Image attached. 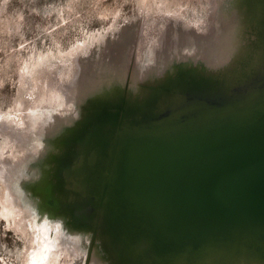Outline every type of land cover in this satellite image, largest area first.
<instances>
[{
    "label": "water",
    "instance_id": "1",
    "mask_svg": "<svg viewBox=\"0 0 264 264\" xmlns=\"http://www.w3.org/2000/svg\"><path fill=\"white\" fill-rule=\"evenodd\" d=\"M255 8L222 70L159 52L141 75L137 41L129 62L80 69L64 97L76 115L25 138L11 167L20 205L35 210L26 191L47 163L56 184L36 194L87 224L102 264H264V0Z\"/></svg>",
    "mask_w": 264,
    "mask_h": 264
},
{
    "label": "rangeland",
    "instance_id": "2",
    "mask_svg": "<svg viewBox=\"0 0 264 264\" xmlns=\"http://www.w3.org/2000/svg\"><path fill=\"white\" fill-rule=\"evenodd\" d=\"M217 4L216 0H0V264H21L20 258L15 257L25 251L26 242L14 227L27 233V229H33L32 219L37 227L50 222L48 242L61 226L63 236L56 240L61 248L70 249L71 255L53 256L54 264L105 262L106 256L97 247L89 253L91 234L69 228L66 221L62 224V219H51L48 212L53 210L45 207V199L36 194L39 185L45 189L54 167L45 163L43 172L37 168V178L33 185H28H32L33 192L26 191L23 184L31 195L28 197L37 213L34 217L26 214L29 208L20 205L21 198L12 189L15 176L11 167L31 152L23 143L25 138L54 127L56 121L52 120L74 114L69 101L66 102L65 89L75 65H104L109 58L111 62L126 51L129 62L134 49H128V43L137 41L136 68L142 75V70L156 65L159 52L177 53L182 47L189 48L188 53L195 52L193 42L177 46L163 36L167 29L174 33L192 26L200 29L213 19ZM49 116L53 119L43 120ZM58 152L56 148L53 153ZM25 179L28 180L26 176ZM37 236L42 240V233ZM38 263L43 264V260Z\"/></svg>",
    "mask_w": 264,
    "mask_h": 264
},
{
    "label": "flooded vegetation",
    "instance_id": "3",
    "mask_svg": "<svg viewBox=\"0 0 264 264\" xmlns=\"http://www.w3.org/2000/svg\"><path fill=\"white\" fill-rule=\"evenodd\" d=\"M258 1H260V0H232V1L231 0H216V3H218L217 4L218 10L216 11V14H214L213 19H211L210 22L205 23L200 29L197 28L196 26L189 27V31H186L188 28L187 29H179V33H178L179 41H181L180 37L184 38L183 36H181V34H185V33H181V32H187L191 36L189 35V37H186L185 40H190L191 42H193L192 44L196 45L197 50L193 53H188L186 50H188L189 48L184 49V47H182V48L178 49L177 53H174V56H176V58L180 61L184 60L183 58H188L187 60H190L189 62L191 65L199 66V67H202L204 65L205 68L210 70V71L211 70L212 71L222 70L223 67L225 68L226 64H228L229 59L231 60L232 58H234L235 54L238 51V48H240L239 44L243 43V42L250 41L251 30H252V33L254 34V32H253L254 31V28H253L254 27V24H253L254 23V13H255V9H256L255 5L258 3ZM232 5H233V7H232ZM217 17H218V19H217ZM237 24H239V26ZM166 32L168 33L169 29H167ZM211 35H212V37H211ZM232 35H233V37H231ZM228 36H230V37H228ZM234 36L237 38H234ZM214 38H215V41H217V42H215L213 40ZM223 39H225V40H223ZM226 39L229 42H227ZM169 43H171V41H169ZM205 43L207 44V46ZM221 43H223L224 45ZM210 45H212V46H210ZM213 46L218 48V49L214 48ZM211 52H213V53H211ZM215 52H216V54L214 55ZM211 54L213 56H211ZM220 56H222V57H220ZM209 61H211V62H209ZM206 62L211 64V66L210 65L206 66L207 65ZM83 65H85V64L79 63V64L75 65L73 67L72 73H75V72L79 71L80 69H84V67L81 68V66H83ZM58 87L60 88V86H58ZM52 155H54V154H52ZM58 155H59L58 153L55 154L52 159H57L59 157ZM57 160H59V158ZM51 178H52V176H50L49 182H51V184L52 183L56 184ZM54 184H52V185L54 186ZM53 193H54V191H53ZM11 204H12V202H11ZM44 204L46 205L45 202H44ZM59 204H60V208H58L57 210H55L53 207L46 205L47 208H50V210H53L51 213L48 214L50 216V218L53 220L62 219V220H64L62 222V224H64V222L66 221V224L69 226V228L72 227V229L76 230L77 232L87 233L85 231V228L87 225L86 223H80L81 225H78V222H76V220H74L73 218H70V216H63V217L61 216L62 215L61 210H62V208H64V205L62 204V202H60ZM26 214L28 215V212H26ZM45 214L46 213H42L41 215L43 216ZM27 215H25V218L27 217ZM30 215L35 216V214L34 213L32 214L31 212H30ZM63 215H65V214H63ZM32 220H33L34 225L31 226V228H33V229H30V230L27 229V233L26 232L22 233L21 230H18L16 227H14L15 232L22 234V237L24 238V240L26 242L25 251L23 253L16 254L15 258L16 259L20 258L21 264H39L38 263L39 260H41V261L43 260V264H54V257L53 256H55V255H57V257L60 256V252L53 253V252L48 251L47 256L45 258H44V256H42L40 258L37 257L36 253L40 252L42 254L43 251L41 249H34L37 247L36 242L34 241L36 234L33 235L32 233L34 230V226L36 228L38 224H37V222L34 221V219H32ZM43 225H45V224L39 225L38 229H41V226H43ZM47 231H50V230H47ZM88 234H91V240H90V245H91V242H92V239L94 236V232L91 231ZM97 242L98 241L96 240L94 243V247H92V249L90 248L89 253L95 248V246L97 245ZM34 244L36 247H34ZM97 248H98V250L103 252L105 256H107L106 255L107 253L102 250V248L99 246V244L97 245ZM62 254H63V250H62ZM47 260H48V262L46 263Z\"/></svg>",
    "mask_w": 264,
    "mask_h": 264
},
{
    "label": "bare ground",
    "instance_id": "4",
    "mask_svg": "<svg viewBox=\"0 0 264 264\" xmlns=\"http://www.w3.org/2000/svg\"><path fill=\"white\" fill-rule=\"evenodd\" d=\"M232 1V0H231ZM240 4V3H239ZM232 7H233V5H232ZM242 7V6H241ZM234 10V9H233ZM239 19V18H238ZM235 20V19H234ZM238 23V22H237ZM238 26H239V24H237ZM181 29H187V28H181ZM223 29V28H222ZM241 29V28H240ZM220 30V29H219ZM186 31H189V29H187ZM240 31V30H239ZM178 33H179V31H177ZM178 33H174L173 32V30H169V32L167 33V35L166 36H163V39H165V38H167V37H169V38H171V42H173V43H175V44H177V46H180V45H183V46H185V45H187V44H190L191 43V41L190 40H185V38L186 37H189V35L190 34H188L187 32H181V33H185V34H181V36H183L184 38H182V37H180L181 38V41H179V36H178ZM171 35V36H170ZM216 35V34H215ZM239 35V34H238ZM191 36V35H190ZM217 36V35H216ZM211 37H212V35H211ZM227 37V36H226ZM225 37V38H226ZM228 37H230V36H228ZM231 37H233V35L231 36ZM222 38V37H221ZM234 38H237V37H235L234 36ZM228 39V38H227ZM226 39V40H227ZM231 39V38H230ZM203 40V39H202ZM214 41H215V38L213 39ZM221 40V39H220ZM223 40H225V39H223ZM229 40V39H228ZM227 40V42H229ZM183 41V42H182ZM215 42H217V41H215ZM214 42V43H215ZM219 42V41H218ZM223 42V41H222ZM213 43V44H214ZM206 44V43H205ZM209 44V43H208ZM218 44V43H217ZM221 44H223V43H221ZM224 45V44H223ZM222 45V46H223ZM206 46H207V44H206ZM210 46H212V45H210ZM205 47V46H204ZM214 47V46H213ZM227 47V46H226ZM214 48H216V47H214ZM221 48V47H220ZM210 49V48H209ZM216 49H218V48H216ZM226 49V48H225ZM224 50V49H223ZM214 52V51H213ZM213 52H211V53H213ZM219 52V51H218ZM224 52V51H223ZM162 53V52H161ZM228 53V52H227ZM216 54V52L214 53V55ZM221 54V53H220ZM223 54V53H222ZM225 54V53H224ZM207 55V54H206ZM211 56H213L212 54H211ZM230 56V55H229ZM220 57H222V56H220ZM228 58V57H227ZM204 60V59H203ZM210 60V59H209ZM230 60V59H229ZM220 61V60H219ZM224 61V60H223ZM216 63V62H215ZM219 63V62H218ZM217 63V64H218ZM223 63V62H222ZM84 64L85 65H83L82 67H87V68H89V66H90V62H84ZM208 65V64H207ZM213 65V64H212ZM215 65V64H214ZM222 65V64H221ZM225 65V64H224ZM211 66V65H210ZM226 66H227V64H226ZM81 67V68H82ZM97 67V66H96ZM219 67V66H218ZM223 67V66H222ZM215 68V67H214ZM87 71L89 70V69H86ZM214 70V69H213ZM82 71V69L80 70V72ZM217 71V70H216ZM78 72V71H77ZM77 72H75V73H72L70 76H69V78H68V80H67V82H66V86L67 85H69V84H71L74 80H75V76L77 75ZM69 88H70V85L69 86H67L66 87V89H65V91H66V93H70L68 90H69ZM70 96V95H69ZM69 104H70V107H71V109L73 110V115L72 116H75L76 115V113H75V109H74V104L72 103V101H69ZM55 116V115H54ZM54 118H56V116L54 117ZM52 120V119H51ZM58 119H55V120H52V121H57ZM48 127V126H47ZM53 128V127H52ZM52 128H50L49 130H48V128H45V130L46 131H50V130H52ZM24 145L26 146V148H27V145H26V142H25V140H24ZM25 148V149H26ZM19 159V158H18ZM19 162V161H18ZM17 162V160H16V162H14V164H13V166L14 165H16L15 163H18ZM2 164L3 165H6V163L5 162H2ZM30 193V192H29ZM31 196V195H30ZM29 196V197H30ZM33 196V195H32ZM12 198L14 199L15 198V196H12ZM30 199H32V198H30ZM38 209V208H37ZM42 209H44V208H42ZM38 211V210H37ZM43 212V211H42ZM32 213H34V211L32 212ZM35 215L37 214V213H34ZM48 214H49V212H48ZM54 214V213H53ZM46 216H47V214H45ZM61 216H63V214L61 215ZM49 218V217H48ZM47 219V218H46ZM69 219V218H68ZM45 225H43V226H41V229H38V227H36V228H34V230H33V235L34 234H36L35 235V242H36V246H35V244H34V247H36L35 249H41L43 252H42V256H44V258L47 256V253H48V251H50V252H53V253H57V252H60V255H62V250H63V255L65 254V255H67V256H69V255H71V251H70V249H67L66 250V247L65 248H61V246H60V242L58 241L59 239L58 238H60V236L62 237L63 235L61 234V231H60V228H61V226L60 227H58V228H56L55 229V238L53 239V240H51L50 242H48V234H49V231H47V230H50V231H52V228L49 226L50 225V222L48 221V222H45L44 223ZM52 225V224H51ZM71 228V227H70ZM42 233V238L41 239H43V240H40L39 239V237L37 236L38 234H41ZM47 238V242H45V239ZM56 239H58V240H56ZM65 241V237H63L62 238V242L64 243V241ZM42 241H44V242H42ZM74 241V240H73ZM74 243V246H76L77 247V245L75 244V242H73ZM68 244V243H67ZM70 244V243H69ZM68 244V245H69ZM63 245V244H62ZM77 252V251H76ZM40 253V252H39ZM74 255V254H73ZM76 255V254H75ZM41 256V257H42ZM53 256V255H52ZM40 258V257H39ZM48 262V260L46 261V263Z\"/></svg>",
    "mask_w": 264,
    "mask_h": 264
}]
</instances>
